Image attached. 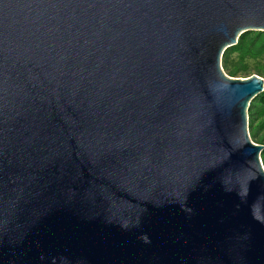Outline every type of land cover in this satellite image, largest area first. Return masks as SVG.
<instances>
[{"label":"water","instance_id":"1","mask_svg":"<svg viewBox=\"0 0 264 264\" xmlns=\"http://www.w3.org/2000/svg\"><path fill=\"white\" fill-rule=\"evenodd\" d=\"M251 31L264 0H0V264H264Z\"/></svg>","mask_w":264,"mask_h":264},{"label":"trees","instance_id":"2","mask_svg":"<svg viewBox=\"0 0 264 264\" xmlns=\"http://www.w3.org/2000/svg\"><path fill=\"white\" fill-rule=\"evenodd\" d=\"M261 58H264V32H247L240 37L236 46L226 50L222 58V68L231 78L250 77L251 70L245 61ZM255 74L264 79V66L258 67ZM248 117L251 137L257 144L264 146V92L251 102ZM261 159L264 161V150Z\"/></svg>","mask_w":264,"mask_h":264},{"label":"rangeland","instance_id":"3","mask_svg":"<svg viewBox=\"0 0 264 264\" xmlns=\"http://www.w3.org/2000/svg\"><path fill=\"white\" fill-rule=\"evenodd\" d=\"M235 58L238 60V57H237V55H235ZM245 63H247V65H248V67L250 68V77H246V78H244V77H239V78H233V79H243V80H246V79H248V78H251V77H253L254 75H257V74H255V70L258 68V67H261V66H264V58H261V59H256V60H253V59H247L246 61H245ZM260 77V76H259ZM262 78V77H261ZM250 136H251V134H250ZM251 139H252V141L255 143V144H257L256 143V141L255 140H253V138L251 137ZM257 145H260V144H257ZM262 160V159H261ZM262 163H263V167H264V161L262 160Z\"/></svg>","mask_w":264,"mask_h":264}]
</instances>
